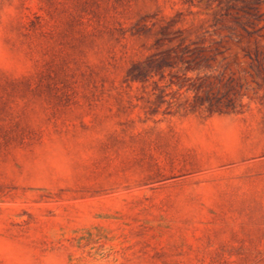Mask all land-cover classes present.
<instances>
[{
    "label": "rangeland",
    "instance_id": "374dc122",
    "mask_svg": "<svg viewBox=\"0 0 264 264\" xmlns=\"http://www.w3.org/2000/svg\"><path fill=\"white\" fill-rule=\"evenodd\" d=\"M0 264H264V0H0Z\"/></svg>",
    "mask_w": 264,
    "mask_h": 264
}]
</instances>
